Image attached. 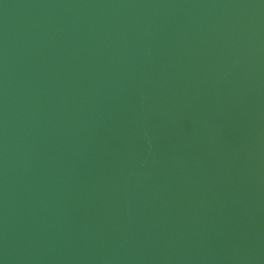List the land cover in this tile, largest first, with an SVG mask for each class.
<instances>
[{"label": "water", "instance_id": "1", "mask_svg": "<svg viewBox=\"0 0 264 264\" xmlns=\"http://www.w3.org/2000/svg\"><path fill=\"white\" fill-rule=\"evenodd\" d=\"M0 264H264V0H0Z\"/></svg>", "mask_w": 264, "mask_h": 264}]
</instances>
